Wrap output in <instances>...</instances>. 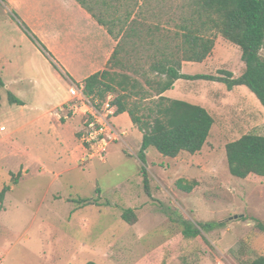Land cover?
Wrapping results in <instances>:
<instances>
[{
  "label": "rangeland",
  "instance_id": "obj_1",
  "mask_svg": "<svg viewBox=\"0 0 264 264\" xmlns=\"http://www.w3.org/2000/svg\"><path fill=\"white\" fill-rule=\"evenodd\" d=\"M105 1L108 6L102 4L96 9L103 7L114 13L110 8L118 5L117 1ZM131 1L121 0L123 6L115 15H123ZM143 2L140 0V6ZM20 4L22 7L10 8L6 0H0V60L10 61L1 64L8 72L0 71V76L6 75V81L12 84L10 90L5 84L0 91V157L4 156L0 185L1 175L13 171L9 182L0 187V192L5 191L0 213L5 205L8 207L0 217V264H150L145 259L148 254L191 229H199L200 235L181 239L165 264H247L264 256V178L234 177L224 157L226 145L241 136H264V106L258 97L246 86L229 90L221 81L183 80L166 97L200 106L215 121L209 143L196 159L188 155L167 158L150 148L147 163L143 164L139 159L143 134L123 121L121 129L130 133L126 142L113 144L104 160L83 164L88 151L81 143L76 151V167L56 178V174L74 166L64 150L79 144L74 134L80 142L81 129L75 126L81 120H60L57 109L51 111L53 106L46 102L49 97L43 88L49 84L57 90L71 86L69 73L80 79L87 72L74 56L73 37L50 40L48 26L37 28L25 16L23 0ZM183 4V0H147L142 13L148 24L161 19L164 34L169 36L171 32L173 38L174 31L169 29L174 30ZM23 23L36 38L27 35ZM214 36L218 44L215 54L206 64L187 65L186 73L222 77L220 71H227L240 77L246 68L240 48L216 32ZM91 46L85 60L102 55L99 48ZM43 47L54 57L48 56ZM154 50L145 47L133 52L131 59L147 71L148 56ZM261 53L264 56V49ZM56 66L61 67L64 80L59 78L61 72ZM39 70L49 76L47 85L40 80ZM8 91L30 108L10 105ZM60 91L67 95V89ZM39 103L38 110H32ZM48 112L54 123H67L58 130V137L64 140L60 145L62 163H54V146L47 141L49 132H54L49 130L51 125L46 120L43 124L34 120ZM43 166L46 169H40ZM142 168L150 179V194L144 187ZM180 180L190 184L195 181L197 185L191 193H185L178 189ZM14 183L15 190L11 191ZM129 209L138 218L134 225L122 219Z\"/></svg>",
  "mask_w": 264,
  "mask_h": 264
},
{
  "label": "trees",
  "instance_id": "obj_2",
  "mask_svg": "<svg viewBox=\"0 0 264 264\" xmlns=\"http://www.w3.org/2000/svg\"><path fill=\"white\" fill-rule=\"evenodd\" d=\"M75 1L117 42L108 68L85 80V94L100 104L109 94L115 96L111 102L117 107L115 115L127 113L143 134L139 154L143 164L147 163L146 153L150 148H155L164 157L175 159L182 153L195 155L202 151L210 137L215 121L206 109L165 96L180 80L221 81L229 90L246 86L264 106V56L261 53L264 49V0H183L179 21L175 22L174 30L169 29L174 31L173 38H170L171 32L169 36L164 34L161 19L154 25L147 23L142 13L147 0L141 6L140 0H132L134 2L124 8L123 15H115L123 6L121 0H116L118 5L110 8L115 10L114 13L103 7L96 9L102 4L108 6L105 0ZM24 26L28 30L27 35L31 39L36 38L26 24ZM215 32L240 48L245 72L238 78L227 71H220L222 77L183 74L184 63H203L213 54ZM144 46L155 48L148 56L147 71L131 59L132 53L144 49ZM43 50L54 57L46 47ZM3 88L5 82L0 76V91ZM7 94L10 105H25L12 92ZM226 158L234 177L245 180L252 176L264 177V136L249 133L228 143ZM142 176L145 190L150 194V179L145 168H142ZM195 185V181L190 184L180 180L177 183L178 189L185 193H191ZM3 194L4 190L0 192L1 204L4 202ZM122 219L129 225L138 221L132 209L125 211ZM207 227L212 229L209 225ZM198 235L199 229L183 230L181 235L171 238L169 243L145 259L150 264H165V259L176 251L181 239ZM247 264H264V256Z\"/></svg>",
  "mask_w": 264,
  "mask_h": 264
},
{
  "label": "crops",
  "instance_id": "obj_3",
  "mask_svg": "<svg viewBox=\"0 0 264 264\" xmlns=\"http://www.w3.org/2000/svg\"><path fill=\"white\" fill-rule=\"evenodd\" d=\"M6 1H7V4H9L10 8H11V5H15L18 8L22 7L20 4L21 0H6ZM23 2H24L23 9L25 12V16L27 18H30L34 24L38 25L37 28H39V29L41 28L40 27L41 25L48 26L46 30L49 33L48 38L50 40H52V41L54 39L63 40V38H69L70 36L73 37V39L75 40V42L71 45V47L74 49V52H73L74 56L76 58H79V61L84 65L87 73H86V75L81 76L80 79H78L75 75H72L68 72L69 73L68 74V76H69L68 80L71 83H79V82L84 83V81L87 78H89L90 76H92L96 73L102 72L108 68L107 66H108L109 60H110V58H111V56L115 50L117 42L84 9H81L82 7L75 0H23ZM42 29H43V27L41 28V30ZM34 35H36V34H34ZM89 39L93 40V42L91 41L90 45H89ZM23 44H25V43H23ZM28 45L31 46V44H28ZM91 45H94L97 48H99L102 55L99 56L97 54V56H94L90 60H85L84 57L86 55H88L90 53L89 51H92V49H93V47ZM217 47H218V44H216L215 49L213 51V54H215ZM52 55H53V53H52ZM206 61L203 63H200V64H206ZM7 62L10 64V61L2 62L0 60V71L8 72V71H6V69L4 67H1V64H6ZM193 64L194 63H184L183 68H182V73L187 74L186 73V68L188 67L187 65H193ZM58 68L61 71V67L58 66ZM59 70L57 69L56 71L60 72ZM39 73L42 77L40 80H43L44 82H46V85H47L48 80H50L49 76L46 74L44 76V73L42 74L41 71ZM5 76L2 75V78L6 84V89L10 90V88L12 87V84H9L6 81ZM64 77H65L64 74L61 72V75H59V78L61 80H64L65 79ZM181 81H183V80L176 82L175 87ZM49 85H51V84H49ZM49 85H47V89L43 88V90L45 91V95H47L49 97V100L46 102L47 103L50 102L49 105L53 106L51 109V111H52V110L58 109L59 107H61L65 103V101L69 100V92L68 91H69L70 85L61 86L60 89H58V90L54 86H49ZM66 87H68V88H66ZM61 89H67V92H68V93L66 92L67 95H65L64 92L60 91ZM167 93L165 94V96L167 95ZM23 102H24V100H23ZM46 102H44V104ZM39 105H40V103L37 105L34 104V107H32V110H34V111L38 110ZM18 107H20V106H18ZM24 107H25V109L30 108V106L26 102H25V105L21 106L20 108L23 109ZM48 114H49V112L45 113L44 116L37 117L34 120L39 121L41 124H43L44 120H46L47 125H51L49 130L54 131V132H53V135H51L49 132L48 137H47V139H48L47 141L51 145L54 146L52 148V152L54 153V157H55L54 163H62L64 161H63V156L60 153V148H61L60 145L63 146L64 140L62 139L61 135L58 137V130H59V128H64L67 125V123L61 125L58 122L59 120H57V123L56 122L54 123V120L52 118H50L49 116H47ZM74 120H77V119H74ZM74 120H72V121H74ZM79 121H78V123H79ZM123 121H125V122L128 121L133 125V123H132V121H131V119L127 113L120 115V116H116V115L114 116V120H113L114 126H116L121 132L126 134V136L123 137V139L125 138L124 141L122 139L121 142H126L125 140L130 135V133L128 130L123 131V129H121L122 128L121 122H123ZM79 124L80 125H76L75 127H78L81 129V123H79ZM62 126H64V127H62ZM133 127H135V126L133 125ZM15 130H17V129H15ZM72 134H74V133L72 132ZM0 135H2V132H0ZM78 135L80 137L79 132H78ZM210 136H211V134H210ZM74 139L79 144L76 145L74 148H69L67 151L64 150L65 151L64 154L66 155V158L69 159L70 165L71 166L74 165V166H72L68 169H65V170L61 171L60 173L56 174V178L57 177L59 178L60 175L65 173L67 170H72L74 167H76V162H75L76 161V151H79L78 149H79V145L81 147V141L79 142V139L76 137L75 134H74ZM209 139H210V137L208 138V141H207L206 145L204 146V148L202 149V151L196 153L195 155H190L188 153H182L177 158H179L181 155L182 156L188 155V157L191 156L192 158L196 159L199 155H201V153L207 147V145L209 143ZM39 144H43V143L39 142ZM1 145H3V144L1 143V139H0V146ZM225 152H226V150H225ZM82 153H84V152H82ZM146 154L148 157L149 152ZM225 156L226 155L224 154V157ZM3 159H4V156H1L0 157V163H1V160H3ZM77 165H80V164H77ZM22 167H23V165H22ZM44 168H45V166H43L40 169L44 170ZM24 171H25V174L27 175L28 172L26 170H24ZM12 173H13V171L7 170L3 175H1L2 182H3V184L4 183L5 184L0 185V187H4L9 182L10 176ZM40 173L43 174V173H45V171L40 172ZM254 177H256V176H254ZM257 178L260 179V177H257ZM261 178H264V177H261ZM247 179H250V177ZM14 186H15V183L12 185L11 191L15 190ZM5 200H7V199H5ZM0 207H1V203H0ZM7 210H8V207L5 205V210L2 213H0V217L2 214H6Z\"/></svg>",
  "mask_w": 264,
  "mask_h": 264
},
{
  "label": "built area",
  "instance_id": "obj_4",
  "mask_svg": "<svg viewBox=\"0 0 264 264\" xmlns=\"http://www.w3.org/2000/svg\"><path fill=\"white\" fill-rule=\"evenodd\" d=\"M69 100L56 110L60 120H81L80 141L87 148V159L83 163L93 160H104L110 147L126 136L120 134L111 123L117 112L112 105L115 96L109 94L101 104L85 94L84 83H73L69 88Z\"/></svg>",
  "mask_w": 264,
  "mask_h": 264
},
{
  "label": "water",
  "instance_id": "obj_5",
  "mask_svg": "<svg viewBox=\"0 0 264 264\" xmlns=\"http://www.w3.org/2000/svg\"><path fill=\"white\" fill-rule=\"evenodd\" d=\"M238 217H236V219H237ZM231 220H233V219H231Z\"/></svg>",
  "mask_w": 264,
  "mask_h": 264
}]
</instances>
